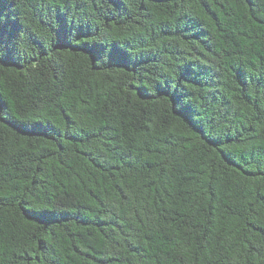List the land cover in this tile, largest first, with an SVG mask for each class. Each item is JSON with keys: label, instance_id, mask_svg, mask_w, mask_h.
<instances>
[{"label": "trees", "instance_id": "16d2710c", "mask_svg": "<svg viewBox=\"0 0 264 264\" xmlns=\"http://www.w3.org/2000/svg\"><path fill=\"white\" fill-rule=\"evenodd\" d=\"M0 264H264V0H0Z\"/></svg>", "mask_w": 264, "mask_h": 264}]
</instances>
